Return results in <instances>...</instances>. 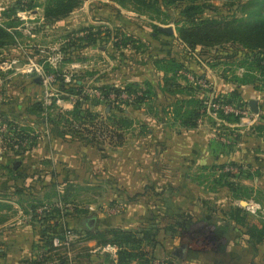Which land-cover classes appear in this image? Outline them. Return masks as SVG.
Wrapping results in <instances>:
<instances>
[{"label": "rangeland", "instance_id": "374dc122", "mask_svg": "<svg viewBox=\"0 0 264 264\" xmlns=\"http://www.w3.org/2000/svg\"><path fill=\"white\" fill-rule=\"evenodd\" d=\"M110 1L91 0V5L86 8V14L80 11L75 15V17H77L76 19H83L80 22L81 24L87 22L86 27H101L100 31L102 34L105 32L106 28L109 29L111 32V39L109 41L102 40L96 45L85 49L69 47L67 44L64 46L67 39H76V37L80 36L79 31L84 28L81 24H77V26L73 28L77 29L82 27L79 30H71L72 27H68L69 30H65V26H63V33L59 31V29L43 33V25L37 24L36 20H28L26 18V24L34 23V25H32L34 35H28L26 32V24H22L18 27L20 36H16L14 44L10 45L3 52L4 57H2V59L4 60L0 63V189L4 190V194H6L7 190L15 193L13 187L16 183L12 180L14 177H11L10 172L5 169V167L8 166L12 168L13 164H17L16 167H22L20 171L23 176L28 178L34 177L32 179L33 181L39 180L37 184L32 185L33 187L27 186L32 188L31 190H27L22 198L16 196L17 200L21 201L26 210H29L31 204H33L30 202L32 198L36 199L37 195H42L40 193L50 194L53 191L60 195H64L66 191H68L67 188H71L75 191H78L77 188H79L80 199L78 200L81 202L79 203L81 204L79 210L83 211L87 209L86 203H90V205L99 203L102 208L106 209H103V218L108 219L113 224L118 222L117 218L121 213L119 208L122 207V209H126L127 206L125 208L124 204L127 205L129 201L123 198L120 207H117V205H119L118 203L116 205L110 204V202L114 201L116 203L117 200H115V196H123V187L117 188V186H114L110 188L105 186L108 191L105 189L103 190V188H101V190L91 191L87 190V183L76 184V187L70 183L64 184L67 180L65 175L69 174V172L66 174V167L62 169V167L52 166L43 169L36 165L34 168H24L25 161L22 156L25 153H23L22 156H14L8 148L10 142L7 140V137L12 136L9 134V130L14 127L13 124L18 126L19 129L30 130L31 134L37 137L38 142L41 136L49 133L55 134L51 129H54L53 125L56 124L51 125L49 120L53 119L51 117H54L53 115L56 114V111L60 114L69 112L72 111L75 103H81L89 110L98 112V118L94 128L86 127L85 131L80 133L81 135L78 137L79 141L94 139L93 143L95 146L97 148L101 147V154H103V148H105V155L107 157L108 154L113 155L120 148L118 153L121 154L118 157L121 159L126 155L125 150L128 148L129 144H132L131 141H135V139L138 138L139 141H142L146 145L151 144V142H153V144H160V150L156 152L154 160L165 163L168 159L174 158L176 162L177 166L174 169V174L171 173L173 169L161 167L163 172L162 174L159 172L160 178L150 183L149 186L146 185L142 189L138 182L131 185L134 188L133 191L141 190L143 192L142 194L132 196L133 199L137 198L136 203H134L141 206L143 204V207L147 209L146 212H149V214L143 215L141 217L142 219L138 216H132L131 219L138 220L139 223L140 220L146 221L149 218L150 212L158 208L169 209L170 212L172 208H176L180 212H191L192 215H195L193 217H195L196 220L202 219V217L199 216L201 208H208V215L211 217L223 216L231 208H238L245 214L248 221L251 223H260L259 221L264 219V178L262 177L263 181L261 182L260 180L262 179H259V177H256L259 182H254V179L248 180L246 178L240 181L241 186L247 188L246 190H248L249 193V196L244 199H233V195L226 183L239 182L238 178H231V176L237 177L238 175L237 169L232 167L231 163H239L238 161H229V159L232 158L233 154L239 152L237 150L244 149V139L252 136L256 138L261 137L258 132V127L264 125V80L256 82L257 84L254 85L263 88V91L256 90L254 86L251 85H245L239 88V90L241 89V95L244 100L250 97H259L261 112L258 115H254L248 106L239 109L214 103L213 100L216 99L217 95H225L233 88L234 84L229 81L232 79V75L231 73L225 72V70H234L237 63V60L234 58H215L218 57V55L219 57H223L225 54L223 51L233 53L236 55L237 59L242 58V52L236 45L231 43L215 49H201L198 47L194 51H191L176 39L177 33L174 23L182 22L181 16L179 15V8H167V15L162 18L168 21L169 24L161 25L153 23L145 16L123 9ZM204 1L209 4V7L204 9L202 18L225 17L226 19H231L232 17H236L246 21H252V19L249 18L253 11L250 8V4L253 1L259 0ZM21 13L22 12L17 15H20L22 18L25 17L21 15ZM86 16H89L88 19H90L92 23H90L88 19H84ZM0 22H2L1 17ZM153 24L158 27L170 26L174 32L173 37H166L163 35L155 37L151 27ZM115 29L124 33L125 36H130L126 38H131L130 41H134L133 46L129 45L126 48L123 47L121 36L119 37L120 42L116 38L113 39L116 34V32H114ZM115 41L119 44V48L113 46V42ZM57 52L61 53L62 61L59 64L54 62L51 64L50 60ZM152 55L158 56L160 59L174 56L182 58V60L189 65V69L194 72V75L182 72L179 81L183 86L192 85L195 90H198L196 94L200 96L201 100L206 101L203 102V104L206 105L207 110L203 114V117L201 116L198 120V124L195 128L186 129L176 126L173 124L171 115L166 113L168 110H171V106H173L175 99H180L178 96L174 98L169 94L160 92V99L158 101L154 100L156 104L152 101V103L148 102L146 105H140L137 108L127 107L123 103V101L131 103L130 100H133V96L129 101L125 98L123 99L122 96H120V99H116L113 94H111L107 100L103 98V93L100 89L102 86L111 85L114 88H121L129 84L126 83L121 85L122 82L127 81V79L131 77L133 82L130 83L132 84L143 85L145 82H149L154 85V87L161 85L163 80L161 72H158L155 68H151L152 70L148 68ZM39 65L42 66L44 72L45 68H47L49 71H56L62 78L64 76L69 77L71 80L69 84L62 81L65 85V91H61L58 88L59 81H56L57 77L55 82L48 80L44 85L41 80L42 84L40 89L34 87L32 79L34 76H38L34 68V71H30V67H38ZM208 65H215L216 67L211 69ZM237 72L239 74L243 73L241 69L237 70ZM45 74L47 76L52 75L46 72ZM144 75L148 78L151 77L152 80L149 79L142 82L135 81L137 77H140L138 80L141 81ZM222 75L228 78H222ZM200 77H203L204 80H200ZM79 80L84 82H82V92L75 87V82ZM70 89H75V91H69ZM96 94H98L99 97L96 96ZM56 95L57 97H55ZM124 95L126 96V94ZM166 95L170 97L169 105L167 104ZM50 98L52 99L51 106L44 107L43 113L39 117L37 116L33 119L30 117V113H26L25 110L28 105L31 106V103L40 101L43 105L44 99L49 101ZM58 99L61 101L56 104V100ZM93 99L97 101L94 102V104L91 102ZM105 107H108V111H111V114L104 111ZM127 109L129 112L125 115L124 112ZM220 109L226 114L233 113L235 117H239V124L229 123L217 117L215 112ZM47 114H51V116L49 117ZM3 120L5 122H3ZM111 121L113 122L111 123ZM39 122L40 124L43 123V125H40ZM156 129L163 130L166 134L161 135L160 138L155 137ZM181 130L184 131L181 132ZM113 131H115V134L112 133ZM152 131L154 135L148 137L150 135L149 133H152ZM117 134L120 135V137L121 135L126 137V144L123 141L122 143L118 142L116 138ZM171 137H174V153H168L165 149L168 139L171 142ZM203 137L206 139L208 137L209 139L206 152L200 150V146L206 144ZM191 143L195 144L196 150H198L195 151L193 159L201 162L206 158L209 161H213V163L205 166L190 163L192 153L189 152V146ZM15 149H18V147L15 146ZM146 154L149 155V153L146 152L144 156H146ZM116 158L117 157L114 156V159ZM145 159L148 158L145 157ZM222 161L224 162L220 163ZM148 164L149 162L144 163L145 166H148ZM242 165L245 167L249 166L247 164ZM245 167L244 170L246 171L247 168ZM151 169L152 167H149V170H147L150 171ZM117 170L122 171L120 167ZM251 171L250 169L247 173L251 174ZM167 173H169L170 177L174 176V178H172L173 180L166 179ZM222 173H228L230 177H228L227 180L222 179L223 181L221 184L217 186L214 181L220 180L219 178ZM61 175H64V177H61ZM56 176H58L56 178L58 183L49 184L48 181L45 180V177ZM10 178L11 182L8 185L6 183H8L7 181H9L8 179ZM197 179H199V183L201 184L196 182ZM58 180L62 184H59L60 182ZM20 183H22V180L17 182L18 185H20ZM152 186L154 189L151 188ZM173 189H175V191H173ZM130 195L131 194L128 193V199L131 198ZM0 196L2 197L1 193ZM43 203L45 206H49L52 202L45 201ZM244 203H252L253 206L249 208L244 206ZM45 209V207L39 209L38 213H42ZM73 209L74 206L68 204L67 211H63V213H72ZM2 210H7V208H3ZM209 210H212L211 214ZM89 213V216L83 218L82 224L88 220H99L98 215L91 217L93 214L91 212ZM11 214L13 213L11 212ZM204 235L206 236L207 233H204L203 236ZM183 241L193 248L198 247L190 236L186 237L185 235ZM74 243H72V245L70 244L69 248L74 247ZM178 247L179 244L176 245V248ZM54 261L56 262V260ZM54 261H52V263H55ZM163 262L164 261H161L157 264H165ZM177 263L185 264L183 262Z\"/></svg>", "mask_w": 264, "mask_h": 264}, {"label": "trees", "instance_id": "16d2710c", "mask_svg": "<svg viewBox=\"0 0 264 264\" xmlns=\"http://www.w3.org/2000/svg\"><path fill=\"white\" fill-rule=\"evenodd\" d=\"M121 8L128 11L134 12L138 15L147 17L153 23L168 25L169 22L164 20L162 17L166 16L167 8H179V15L181 16V23H174L176 25L175 31L177 33V40L184 45L187 49L194 51L196 48L200 47L201 49H215L221 48L225 45L233 43L236 45L239 50L242 52V58L237 59L236 55L233 53H228L223 51L225 54L223 57H216L215 59H236L237 63L235 69L232 71L225 72L231 73L232 79L229 80L232 82L233 89L225 94L217 95L216 99L213 100L214 103L222 106H230L233 108H245L248 106L247 102L242 98L239 88L245 85L254 86L256 82H261L264 80V0L253 1L250 4V8L253 10L250 17L252 21H246L244 19L232 17L229 18H202V14L205 8L209 7V4L204 0H111ZM225 1V0H223ZM84 0H44L41 5H37L35 0H18L16 6L3 11L1 14L0 22V63L4 59L3 52L10 45L14 44L16 36H20L18 27L23 24V21L17 16L19 12H31L37 7L42 8V18L43 26L52 25L53 23L67 18L73 11L82 6ZM244 10V8H243ZM154 36L163 35L166 37H173V35H168L162 33L158 30V26L153 24L151 25ZM101 27L88 26L84 27L79 31V37L76 39H67L64 46L67 44L69 47H79L82 49L92 47L99 43L100 41H109L111 39L109 29H105V32L102 34L100 31ZM105 28V27H104ZM116 39L123 40V47L129 45L133 46V40L131 38H126L130 36H125L124 33L115 29ZM121 36V37H120ZM120 37V38H119ZM129 41V42H128ZM122 42V41H121ZM78 44V45H76ZM115 48H119L117 41L113 42ZM64 48V47H63ZM62 49V48H61ZM221 56V55H220ZM151 64L163 75V80L161 85L154 87L149 82H145L143 85L139 84H126L121 88H114L111 85H104L100 89L103 93V98L107 100L111 94L115 96L116 99H120L122 94H126L128 98L134 97L131 103L123 101L127 107H139L140 105H146V103L153 101L157 96L156 90L162 92L163 94H169L170 96L180 99H175L171 110L167 111L168 115H171L173 124L176 126L192 129L195 128L198 124V120L203 117V114L206 112L207 107L201 100L200 96L196 94L198 90H195L192 85L183 86L180 83V77L182 72L190 73L194 75L193 71L189 69V65L185 63L182 58L174 57H163L158 58V56L152 55ZM209 68L214 69L215 65H208ZM241 69L243 73L239 74L237 70ZM224 70V69H223ZM46 73H50L57 77L59 81L58 88L61 91H65V85L62 83L61 75H58L56 71H49L45 68ZM222 78H228L222 75ZM33 83L35 85L39 84L41 87V79L39 77H33ZM200 80H204L203 77H200ZM80 81V80H79ZM82 82H75V87L82 92ZM256 90L263 91V88L254 86ZM69 91L74 92L75 89H70ZM79 91V92H80ZM92 104L97 102L96 100L91 101ZM51 106V105H50ZM236 106V107H235ZM169 108V107H168ZM44 107L42 102L38 101L29 105L25 110L27 114H31L35 117H39L43 113ZM165 113V114H166ZM216 116L220 119L227 121L233 124H239V117H235L233 113L226 114L221 109L218 110ZM49 117L51 114H47ZM51 117L49 122L53 125L55 134L58 136L71 135V137L77 138L80 133L85 131L86 127L96 126V121L98 118V112H94L84 107L81 103H75L72 111L64 112L62 114L56 111V114ZM49 119V118H48ZM3 122H5L3 120ZM113 121H111L112 123ZM14 127L10 128L9 134L11 137H7V140L10 142L8 145L9 151L13 153L14 156H22L23 153L33 149L37 142V137L32 135L28 129H19L18 126L13 124ZM258 132L264 136V125L258 127ZM118 131V130H117ZM112 133L115 134V131ZM118 142L121 140L120 135H116ZM15 146L18 149H15ZM264 154V151L262 152ZM17 164H13V167H5L7 169L16 185L15 196L22 198L27 190H31L30 187H26L24 180L28 177L21 174V166L16 167ZM231 166L237 169V177L231 176V178H238L237 183H226L227 187L233 195V199H244L249 196L247 188L242 187L240 181L242 179H251L253 176H257L258 172L256 171L247 173L250 171L251 167H245L242 164L231 163ZM244 167L247 170H244ZM230 177L228 173H222L220 180L214 181L217 186L221 184L223 180H227ZM223 179V180H222ZM11 180V178H10ZM22 180L20 185L17 184L18 181ZM199 183V179L196 180ZM201 184V183H199ZM7 190V189H6ZM68 191L64 195L54 193L53 199L50 201L49 206H45L44 203L38 201L35 198H32L30 202V209L26 210L22 205L21 201H17L21 209L25 212L26 215L31 216L32 223H48L53 220L59 221L58 227L51 225L47 227L41 238L42 246L39 248L40 252L33 261H27L26 264H51L52 261L56 260V264H70L73 260H68L65 256L66 250L63 248H56L53 245L55 238L63 240L68 233L74 234L79 237L76 243H80L85 240H96L97 245L95 247H103L105 245H115L119 247V252L117 253V264H131L136 262V264H155L154 257L149 252L146 251L147 248L155 249L158 245L157 236L160 231L159 226V217L160 215H151L150 220L154 221L145 229L139 231H122L120 229H110L105 232H98L95 228L94 220H88L82 224V230L76 231L73 229H63V231L55 233L56 228L62 226V222L70 215V213H63L67 211L68 204L74 206L75 202L69 199V192L73 191L71 188H67ZM2 200H7L8 197L6 194L2 195ZM46 209L42 213H38L39 209ZM3 208H8L7 205L0 203V211ZM171 219L174 218V221L169 225L164 227V231L169 233L172 236H181L184 233H187L191 225V218L185 215H172ZM3 218L0 219V221ZM226 219V221H225ZM223 225L219 227L221 232H229L232 229L230 225L231 221H234L237 225H240L245 228L250 239V243L254 241L255 245L264 240V227L257 229L256 226H248L249 222L244 213L238 208H231L227 213L224 214ZM218 221V220H217ZM223 222V221H222ZM232 224V223H231ZM264 226V222L262 223ZM85 235V239L82 236ZM73 247H71V250ZM42 250V251H41ZM92 249L83 250L84 257H87V252H91ZM105 257H107L105 255ZM55 262V261H54ZM110 263V262H109ZM165 264H178L173 262L171 259L164 260Z\"/></svg>", "mask_w": 264, "mask_h": 264}, {"label": "crops", "instance_id": "0c3cea01", "mask_svg": "<svg viewBox=\"0 0 264 264\" xmlns=\"http://www.w3.org/2000/svg\"><path fill=\"white\" fill-rule=\"evenodd\" d=\"M17 1L18 0H0V17L1 13L4 10L15 7ZM35 2L37 3V5H41L44 0H35ZM110 2L116 4L113 1ZM89 5H91V0H84L82 6L73 11L67 18L59 20L52 25H44L43 33L56 29H59V31L63 33V26H65V30H69L68 27H72L71 30H79L82 27H86L87 22L81 24L80 22L83 19H76L77 17H75V15L80 11L86 14V8ZM24 16L27 19L36 20L37 24H43L41 7L35 8V10L31 11L29 14H27V16ZM88 18L89 16H86L84 19L87 20ZM88 20L90 23H92L90 19ZM77 24H81L82 27L73 29L77 26ZM148 68H154L151 62H149ZM138 79H140V77H137L135 81L142 82L149 79L152 80L151 77L148 78L146 75L142 77L141 81H139ZM130 82H133L132 77L128 78L127 81H123L121 85ZM77 83L79 84L81 83V81H77ZM34 87L39 89L41 88L39 84H34ZM156 92L157 96L153 99V103H155L154 100L158 101L161 97L160 92L158 90H156ZM166 97L167 104L169 105L170 97L169 95H166ZM249 100H256L258 102V107L260 106L259 97H250L248 99H245V101H247V104ZM259 110L260 114V107ZM104 111L111 114V111H108V107H105ZM128 112V109L125 110V115H127ZM30 117L33 119L36 118L33 115H31ZM40 125H43V123H41ZM155 131V137L160 138L161 135L166 134V132L163 130L156 129ZM183 131L184 130H181V132ZM149 134L150 135L148 137L154 135L153 131ZM124 137V135H121V140L119 142L122 143L123 141L126 144L127 139L126 137ZM40 138L41 139L38 140L33 149L27 151L22 156L25 161L24 168H34L36 165L43 169L50 168L52 166L62 167V169L66 167V174L67 172H69V174L65 175L67 180L64 184L70 183L75 186L79 183H87L89 188H87V190L91 191L101 190V188L108 191L107 187L105 186H108L110 188H113L114 186H117V188L123 187L122 191L124 197L117 195L115 196V200H117L116 203L112 201L110 202V204L117 205L118 203L119 205H117V207H120L122 205L121 200L123 198L129 201L127 205L124 204L125 208L127 206L126 209H122V207L119 208V211L121 213L117 218L118 222L113 224L108 219L103 218L104 215L102 213L106 209L102 208L99 203H94L91 205L90 203H86L87 209L83 211L79 210V208H81V204H79L81 202L78 200L80 199V189L77 188L78 191L73 190L68 193L69 199L73 200L75 202V205L77 204L75 206L76 210L70 213V215L61 223L62 226L60 228H56L54 230L55 233L63 231V229H73L76 231L82 230V223L84 220L83 218L89 216V212L93 214L91 217H95L98 215L99 220H94L95 228L98 232H105L113 228L120 229L122 231H139L141 229L150 227V225L154 223L153 220H150V216L155 214L160 215V217L158 218L160 223L158 226L160 231L157 236L158 245L155 247V249H146V251H149L153 255L155 264L167 259H171L176 263L183 262L185 264H264V240L260 243H257L256 245L254 244V241L250 243V239L245 228L237 225L234 221H231L232 224L230 223V225H232V229H230L229 232H221L219 230V227H221V225H223L224 223V220H221L222 218H224V215H219V217H211L208 215V208H201L199 216H201L202 219L200 220H196V218L193 217L195 215H192L191 212H180L176 208H172L171 212L169 211V209L158 208L155 211L150 212L149 218L146 221L140 220V223L138 222V220L131 219L132 216H138L141 218L143 215L145 216V214H149V212H146L147 209L143 207V204L142 206L139 204H135L137 198L133 199L132 196H135L136 194H142L143 192L141 190L133 191L134 188L131 185L138 182L140 183L142 189L146 185L149 186L150 183L155 182L158 178H160L159 172H161V174L163 172L161 170V167L173 169L171 173L174 174V169L177 166L174 158L168 159L165 163H160L159 161L154 160L156 152L160 150V144H153V142H151V144L146 145L142 141H139L138 138H136L135 141H131L132 144H129L128 148L125 150L126 155L123 158L119 159L118 156L121 153L118 152L120 148L113 155L108 154L107 157L105 155V148H103L104 152L103 154H101V147L97 148L95 146V144L93 143L94 139H88L87 141L85 140V142L79 141L77 138L71 137V135L68 134L60 137L57 134L50 133L41 136ZM203 140L206 141V144L200 146V150L206 152L209 139L208 137L207 139L203 137ZM166 144L167 145H165V149L167 150V152H173L174 137H171V142L168 139V142ZM243 144L244 149L237 150L239 152L233 154L232 158L229 159V161H238L239 164L249 165L252 170L251 173L253 172L252 175H254L256 171L258 172V175L253 176L251 179H254V182H259L256 178L259 177V179H262L260 180V182L263 181L264 154L262 152L264 151V136L261 135L260 138H256L253 136L245 138ZM195 151H198L196 150V145L191 143L189 146V152L192 153V159L190 160V163L203 166L213 163V161H209L206 158L201 162L196 161L195 159H193ZM146 152H148L149 155L146 154V156H144V153ZM114 156H116L117 158L114 159ZM145 157L148 159H145ZM146 162H149L148 166L144 165V163ZM223 162L224 161L220 163ZM119 167L122 169V171L117 170ZM149 167H152L150 171H148ZM62 176L64 177V175H61V177ZM57 177L58 176L47 178L45 177V180H47L49 184H55L58 183L56 181ZM166 177L167 180H173L172 178H174V176L170 177L169 173H167ZM33 178L29 177L24 180V184L26 185V187L38 183L39 180L33 181ZM8 180L9 181H7L8 183L6 184L9 185L11 180ZM59 184L62 183L60 182ZM151 188L154 189L153 186ZM173 191H175V189H173ZM0 193L4 195V190L0 189ZM54 193L55 192L53 191L50 194L40 193L42 195H37L36 199L38 201H41L42 203L45 201H51L53 199ZM128 193L131 194L130 199H128ZM6 195L8 196L6 198L7 200H2L3 196H0V203L8 206L7 210L0 211V217L3 218L0 221V264H26L27 261H33L39 254V248L43 244L41 238L45 229L53 224L55 225V227H58L59 221L58 219H56L43 224L32 223L31 216L26 215L23 209H21V207L17 203L18 200L15 194L7 190ZM211 211L209 210L210 214ZM11 212L13 214H11ZM177 214L189 216L192 222L187 233H184L181 236H172L164 231V227L174 221V218L171 219L170 216ZM248 222V226L254 225L257 227V229H261L264 227L262 224L264 222V219L259 221L260 223H251L250 221ZM199 223H203L209 226L210 232H213V236H208V232L197 229V226L195 227V225ZM204 233H207V235L203 236ZM185 235L186 237L190 236L198 247L193 248L188 244H185L183 241ZM82 238L85 239V235H83ZM74 244L75 245L72 249L71 259L73 261L70 262V264H110L109 258L105 257V255L102 254L91 253L88 251L87 257L82 256L84 252L83 250L92 249L97 245L96 240H85L80 242L79 244L76 242ZM177 244H179L178 248H176ZM131 264H136V262H132Z\"/></svg>", "mask_w": 264, "mask_h": 264}, {"label": "built area", "instance_id": "2783aa9c", "mask_svg": "<svg viewBox=\"0 0 264 264\" xmlns=\"http://www.w3.org/2000/svg\"><path fill=\"white\" fill-rule=\"evenodd\" d=\"M30 12H22L21 13V15H27V14H29ZM20 14V13H19ZM18 17L20 18V20H22L23 21V24L25 25L26 23H27V19H26V17H20V15H18ZM28 20H30V19H28ZM32 25H34V23H31V24H26V32H27V34L28 35H30V36H33L34 35V31L32 30ZM62 61V55H61V53L60 52H57L55 55H54V57H52L51 58V60H50V63L51 64H53V62L54 63H60ZM33 68H34V70L36 71V73H37V76L42 80V82H43V85L45 84V82H47L48 80L49 81H52V82H55V80H56V77L55 76H53V75H49V76H47L46 74H45V72H44V70H43V68H42V66H38V67H34V66H32V67H30V71H34L33 70ZM57 81V80H56ZM62 81H64V83H66V84H69L70 83V79H69V77H67V76H64L63 78H62ZM56 92L58 93V91L56 90ZM96 96H98L99 97V95L98 94H96ZM55 97H57V95L55 96ZM78 97V96H77ZM122 98L124 99H126V100H130V98H128L127 96H125L124 94H122ZM52 99L50 98L49 99V101H46L45 99H44V101H43V107H48V106H50L51 105V103H52V101H51ZM61 101V100H60ZM59 101V99L58 100H56V104H58V102H60ZM132 100H130V102H131ZM245 205L244 206H247V207H249V208H252V206H253V204L252 203H244ZM78 237L76 236V235H73V234H71V233H68L66 236H65V238L63 239V240H61V239H58V238H55L54 239V241H53V245H54V247H56V248H63V249H65L66 250V253H65V256L68 258V260H71L72 259V250H70L71 248H69V246H70V244L72 245V243H74V242H76V239H77ZM119 252V247H117V246H115V245H110V244H108V245H105V246H103V247H94V248H92V250H91V253H98V254H102V255H106L108 258H109V260H110V264H117V253ZM51 264H56V262L55 263H51Z\"/></svg>", "mask_w": 264, "mask_h": 264}, {"label": "water", "instance_id": "95a60500", "mask_svg": "<svg viewBox=\"0 0 264 264\" xmlns=\"http://www.w3.org/2000/svg\"><path fill=\"white\" fill-rule=\"evenodd\" d=\"M158 30L162 33L168 34V35H173V29L170 26H165V27H158ZM248 107L250 109V111L254 114V115H258L259 114V107H258V102L256 100H249L248 101ZM197 226V227H196ZM195 227L197 229H201L202 231L208 232V236H213V232H210V227L207 226L206 224L203 223H199L196 224Z\"/></svg>", "mask_w": 264, "mask_h": 264}]
</instances>
